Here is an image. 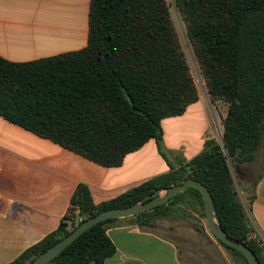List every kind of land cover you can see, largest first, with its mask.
I'll use <instances>...</instances> for the list:
<instances>
[{
	"label": "trees",
	"instance_id": "16d2710c",
	"mask_svg": "<svg viewBox=\"0 0 264 264\" xmlns=\"http://www.w3.org/2000/svg\"><path fill=\"white\" fill-rule=\"evenodd\" d=\"M172 6L211 101L227 105L223 142L209 137L198 155L177 163L164 145L162 121L184 114L200 96ZM0 116L105 167L122 166L155 139L170 166L100 204L79 184L59 228L9 264H29L101 211L131 206L187 179L209 189L220 225L264 264V248L248 241L252 224L232 169L256 159L264 136V0H91L85 48L22 63L0 56ZM185 199L206 217L201 193L189 188L150 211L97 223L49 264H105L117 252L112 224L153 228Z\"/></svg>",
	"mask_w": 264,
	"mask_h": 264
},
{
	"label": "crops",
	"instance_id": "0c3cea01",
	"mask_svg": "<svg viewBox=\"0 0 264 264\" xmlns=\"http://www.w3.org/2000/svg\"><path fill=\"white\" fill-rule=\"evenodd\" d=\"M90 6L91 0H0V56L22 63L85 48ZM206 111L199 99L184 114L162 121L174 163L204 149L212 129ZM169 170L155 139L129 153L122 166L105 167L0 116V264L11 263L59 228L79 184L88 185L100 204ZM236 171L247 178L246 170ZM243 189L252 227L264 236V170ZM108 234L117 252L105 264H205L182 254L164 234L123 220ZM219 251L223 264H233L231 255Z\"/></svg>",
	"mask_w": 264,
	"mask_h": 264
},
{
	"label": "rangeland",
	"instance_id": "374dc122",
	"mask_svg": "<svg viewBox=\"0 0 264 264\" xmlns=\"http://www.w3.org/2000/svg\"><path fill=\"white\" fill-rule=\"evenodd\" d=\"M169 1L173 2V0ZM172 12L181 35L183 48L197 85L200 99L207 105V119L210 121L212 128L208 135L209 137L216 138L222 143L224 131L223 121L227 113V105L223 101H216L214 103L211 101L205 79L201 74L192 48L185 36L184 28L181 26L177 18L176 9L173 6ZM262 144L263 145H261L260 149L256 152L255 161L249 162L245 166L237 165L236 167H232L234 170L236 187L242 200H245L243 188H245V186L251 188L259 171L262 170L264 164V142H262ZM238 168L239 170H246L248 172L245 180L239 178L236 174ZM164 194L165 192H162L161 196ZM149 229L171 238L178 245L181 253L185 256H190L194 262L204 261L205 264H211L215 261L216 263L223 264L221 260L223 255L219 251V248H221L228 256L231 255L233 264H247L244 259L237 256L234 257L230 250L218 243L207 225L206 218L202 215L201 206L197 202L188 199L179 202L176 210L171 213L170 216L158 220L156 226Z\"/></svg>",
	"mask_w": 264,
	"mask_h": 264
},
{
	"label": "water",
	"instance_id": "95a60500",
	"mask_svg": "<svg viewBox=\"0 0 264 264\" xmlns=\"http://www.w3.org/2000/svg\"><path fill=\"white\" fill-rule=\"evenodd\" d=\"M189 188L197 189L203 198L205 218L207 225L212 234L219 240L226 243L228 246L235 248L246 258L249 264H261L260 260L254 251L245 243L231 237L218 222L217 211L214 204L213 197L209 189L199 181L187 179L184 183L168 187L166 189L158 190L154 194L146 196L140 202L128 207L104 210L97 215L88 218L78 225L69 235L62 238L55 245L48 250L38 255L29 264H49L55 257L63 252L70 244H72L85 231L92 228L99 222L107 219H123L135 216L139 213L150 211L162 204L167 203L171 198L180 193L185 192ZM165 192L163 196L161 193ZM86 216V214H83Z\"/></svg>",
	"mask_w": 264,
	"mask_h": 264
},
{
	"label": "built area",
	"instance_id": "2783aa9c",
	"mask_svg": "<svg viewBox=\"0 0 264 264\" xmlns=\"http://www.w3.org/2000/svg\"><path fill=\"white\" fill-rule=\"evenodd\" d=\"M248 241H254L258 246L264 248V236L254 227H252L251 232L248 234Z\"/></svg>",
	"mask_w": 264,
	"mask_h": 264
}]
</instances>
